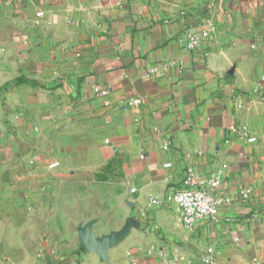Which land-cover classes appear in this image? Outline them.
<instances>
[{
	"label": "crops",
	"instance_id": "0c3cea01",
	"mask_svg": "<svg viewBox=\"0 0 264 264\" xmlns=\"http://www.w3.org/2000/svg\"><path fill=\"white\" fill-rule=\"evenodd\" d=\"M262 93L264 0H0V264H264ZM190 169L231 202L187 228Z\"/></svg>",
	"mask_w": 264,
	"mask_h": 264
},
{
	"label": "built area",
	"instance_id": "2783aa9c",
	"mask_svg": "<svg viewBox=\"0 0 264 264\" xmlns=\"http://www.w3.org/2000/svg\"><path fill=\"white\" fill-rule=\"evenodd\" d=\"M181 40L188 51L202 50L206 56L210 54V32L208 29L184 34ZM94 93L103 98H108L110 95L109 89L101 86H96ZM260 97L264 101V93ZM142 103L143 100L141 98L134 97L129 100V104L133 106ZM232 128L234 129V127ZM253 139L251 138L250 140ZM219 183L218 179H213L209 182L198 179L193 170L190 169L181 188L169 193L166 202L175 204L180 210L182 223L187 228H192L202 221L217 220L220 206L231 202L230 197L218 194L217 187ZM208 184L211 188H208ZM241 195L247 201L251 197V190H243ZM151 203L161 205L162 201L158 198H152ZM215 261V249L209 247L203 259V264H213Z\"/></svg>",
	"mask_w": 264,
	"mask_h": 264
},
{
	"label": "water",
	"instance_id": "95a60500",
	"mask_svg": "<svg viewBox=\"0 0 264 264\" xmlns=\"http://www.w3.org/2000/svg\"><path fill=\"white\" fill-rule=\"evenodd\" d=\"M133 221V219L129 220L120 231L112 232L102 237L95 236L93 223L89 222L80 228V239L87 250L98 252L102 260L107 261L109 259L108 249L121 242L127 236L134 224Z\"/></svg>",
	"mask_w": 264,
	"mask_h": 264
}]
</instances>
